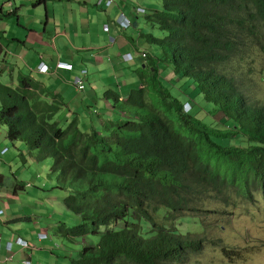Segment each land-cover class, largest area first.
I'll return each instance as SVG.
<instances>
[{
    "label": "trees",
    "instance_id": "16d2710c",
    "mask_svg": "<svg viewBox=\"0 0 264 264\" xmlns=\"http://www.w3.org/2000/svg\"><path fill=\"white\" fill-rule=\"evenodd\" d=\"M142 17L133 21L148 50L142 87L125 99L107 89L109 118L64 121L62 98L32 75L0 80V126L50 160L49 189L76 217L53 235L86 240L72 255L48 247L66 264H196L219 244L204 218L229 217L237 199L264 192V101L249 96L264 73V0H162Z\"/></svg>",
    "mask_w": 264,
    "mask_h": 264
},
{
    "label": "crops",
    "instance_id": "0c3cea01",
    "mask_svg": "<svg viewBox=\"0 0 264 264\" xmlns=\"http://www.w3.org/2000/svg\"><path fill=\"white\" fill-rule=\"evenodd\" d=\"M106 1L0 0V80L16 85L19 73L32 75L57 99L62 98L64 111L60 116L64 121L71 113H78L87 122L95 118L94 113L98 115V121L102 120L101 117L109 118L112 106L104 98V92L115 87L121 97H126L139 82L138 68L143 67L145 62L139 51L146 50L140 35L141 28H121L116 20L121 10L139 21L147 10L160 7L143 6L141 2L147 0H113L110 5ZM137 6L143 7L145 13L135 14L133 11ZM138 23L141 25V22ZM106 24H110L108 30L105 29ZM58 61L70 64L71 68H58ZM43 65L49 68V72L38 70ZM84 69L87 70L85 89L79 90L74 79ZM37 154L23 141H9L6 128L0 126V179L3 181L14 174L25 184L24 188L15 185L12 189L11 185L9 189H0V210H3L0 217V264H24L28 251L16 243L12 251L13 259L5 261L10 254L6 249L9 241L23 237L30 242L29 239L34 235L38 237L40 232L49 233L50 239L55 241L52 229L57 228L61 220L68 223L76 219L69 210L67 213L62 200L53 195L46 197L59 190L41 188L33 182L39 174L37 166L51 164L50 160H37ZM18 156L22 157L16 170L19 175L14 172ZM28 163H33L35 168L30 164L27 168ZM33 186L40 199L35 218L32 214L34 209L20 205L22 191ZM56 205L60 208L56 209ZM64 214L69 217L62 216ZM34 228L38 229L37 232ZM48 244L50 246L52 242ZM34 252L31 264H43L40 259L33 263ZM44 253L46 264H61V259L54 261L52 254L48 251Z\"/></svg>",
    "mask_w": 264,
    "mask_h": 264
},
{
    "label": "rangeland",
    "instance_id": "374dc122",
    "mask_svg": "<svg viewBox=\"0 0 264 264\" xmlns=\"http://www.w3.org/2000/svg\"><path fill=\"white\" fill-rule=\"evenodd\" d=\"M161 1L162 0H156V1L147 0V1H142L141 4L148 8H153L155 6L161 7ZM149 11L150 10H147V12ZM142 19L143 17L141 16L140 18L141 25H143ZM157 35H160V33H157ZM144 51L147 52L148 50H144ZM140 52L141 50L139 51V53ZM254 81L256 82L255 88L249 90L250 100L264 101V73H256L254 75ZM135 86L136 87L139 86V82L136 83ZM88 87L90 88L89 85ZM113 89L118 91L115 87H113ZM193 95L194 94H192V96ZM182 97L185 99L187 98V95L184 94L182 95ZM122 98L125 99L126 97H122ZM196 101L198 103L196 108H200L199 103L200 101H202V96L199 95L196 98ZM204 106L207 107L210 105H204ZM201 108L204 109V107ZM222 117H223L222 113H217L216 115L212 116L211 119L220 121ZM206 120L209 121L208 118ZM81 121L83 123H87V121H83V119H81ZM12 151L14 150L12 149ZM24 157L27 158L26 155ZM24 157H23V161H24ZM17 160H18V166L14 165V169H15L14 172L19 175L20 172H16V170L19 169V166L22 161V157L18 156ZM29 164L30 163L27 164V168L30 165L34 167L33 163H31L30 165ZM50 165L37 166L39 174L34 177L33 182L38 187L42 188L44 186L45 189H47L48 187L51 186V184L48 183V181L46 180V175L49 171ZM13 178H15L13 174L6 177V179H10L9 188L13 184L11 183ZM35 191H36V187L34 186L29 189L23 190L21 193L23 199L20 202L21 206L35 210L32 213L34 214L33 215L34 218L35 215L38 213L37 202L38 200H40L38 198L37 193H35ZM31 193H34L33 196H30ZM51 195H53L54 197L60 200H63L64 198L62 192H58V191L53 192L46 197H50ZM237 202L238 203L235 209L233 210V214L230 215L229 217H219L216 215H212L207 219L204 218L205 223L210 224V228L207 229V234L209 238L212 239L213 241H217L219 244L216 245L213 244L212 242L207 243L206 246L204 247L203 252L194 254L193 260L196 261V264H264V192L258 190L255 193L254 201L237 199ZM55 208L59 209L60 207L59 205H56ZM64 211L66 210L64 209ZM67 213H69L68 209H67ZM62 216H65L66 218L69 217L65 214ZM69 221H72V219H70ZM37 230H38L37 228H34L35 232H37ZM29 240L30 242L32 241L31 242L32 244L41 248L40 250L38 249L35 250L33 263L36 262L37 259H40L42 260L43 264H46V260H45L46 256L44 252L48 251L49 242H52L55 245L56 243H60V244L64 243L65 246H61L60 247L61 250H66L67 254L71 253L72 255L74 253L73 251L79 250V248L81 247V242L86 241V240L81 241L80 239H78L80 241L77 240L78 243L75 240L63 241L62 238L58 236H56L55 241H52L51 239L40 241L39 238L35 235L32 239L30 238ZM222 247L228 248L231 255L225 254L222 251ZM49 254L51 253L49 252ZM52 255L54 256V261H55L56 256L54 254ZM66 263H67V258H61V264H66Z\"/></svg>",
    "mask_w": 264,
    "mask_h": 264
},
{
    "label": "built area",
    "instance_id": "2783aa9c",
    "mask_svg": "<svg viewBox=\"0 0 264 264\" xmlns=\"http://www.w3.org/2000/svg\"><path fill=\"white\" fill-rule=\"evenodd\" d=\"M113 2V0H107L106 4L110 5ZM135 14H140V13H144L145 9L141 6H137L134 8L133 11ZM116 24L119 25L121 28H128L129 26L133 25V19L131 17H129L125 11L121 10L120 16L118 17V19L116 20ZM110 28V24H106L105 25V29L108 30ZM140 57L145 60L147 57V52L142 50L140 52ZM57 67H63V68H71V65L66 63V62H62V61H58L57 63ZM38 70L40 72H49V68L45 65L41 66L40 68H38ZM87 74V70L84 69L82 71V74L77 76L74 79V83L76 85V87L79 90H84L85 89V75ZM187 109H189L191 107V104L188 102L186 105ZM3 215V210H0V217ZM38 238L40 241H45L48 239V234L45 232H40L38 235ZM18 244L21 246V248L25 249L28 251V255L26 256L25 260L23 261V263L25 264H30L31 263V252L35 249L38 248V246L30 243L28 240L24 239L23 237H17V239L15 241H9L6 245V249L9 251L10 254L7 255L5 261H9L11 259H13V246L14 244Z\"/></svg>",
    "mask_w": 264,
    "mask_h": 264
},
{
    "label": "clouds",
    "instance_id": "9594fccd",
    "mask_svg": "<svg viewBox=\"0 0 264 264\" xmlns=\"http://www.w3.org/2000/svg\"><path fill=\"white\" fill-rule=\"evenodd\" d=\"M133 21H134V20H133ZM132 26H133V25H132ZM129 27H130V26H129ZM187 103H188V102H187ZM187 103H186V105H187ZM190 108H191V107H190ZM190 108H189V109H190ZM189 109H187V107H186V110H189Z\"/></svg>",
    "mask_w": 264,
    "mask_h": 264
}]
</instances>
